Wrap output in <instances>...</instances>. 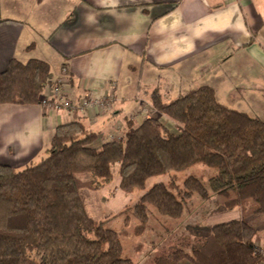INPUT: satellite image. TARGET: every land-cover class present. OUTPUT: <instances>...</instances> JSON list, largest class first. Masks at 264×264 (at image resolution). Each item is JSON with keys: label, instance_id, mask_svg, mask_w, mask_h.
I'll return each mask as SVG.
<instances>
[{"label": "trees", "instance_id": "obj_1", "mask_svg": "<svg viewBox=\"0 0 264 264\" xmlns=\"http://www.w3.org/2000/svg\"><path fill=\"white\" fill-rule=\"evenodd\" d=\"M51 80L47 63L13 59L0 74V105H39ZM149 97L178 134L150 117L94 148L97 135L72 122L56 128L38 164L21 171L0 165V264H133L123 257L120 233L106 227L122 212L95 221L80 197L82 189L109 184L115 165L122 192H143L131 207L141 224L152 212L183 217L195 196L201 202L215 197L228 211L264 216V122L219 103L206 86L170 101L157 89ZM197 164L215 169L208 184L188 177L175 190L163 183L144 190L149 179ZM86 174L92 180L78 178ZM260 231L241 216L216 223L206 236L188 238L154 264H264L255 242Z\"/></svg>", "mask_w": 264, "mask_h": 264}, {"label": "crops", "instance_id": "obj_2", "mask_svg": "<svg viewBox=\"0 0 264 264\" xmlns=\"http://www.w3.org/2000/svg\"><path fill=\"white\" fill-rule=\"evenodd\" d=\"M13 59L48 64L42 99L66 69L73 99L102 98L111 108L0 105V165L15 171L44 159L61 125L82 123L97 135L94 148L122 138L148 118L139 113L154 89L170 101L206 86L219 103L264 122V0H0V74ZM251 76L254 89L244 90Z\"/></svg>", "mask_w": 264, "mask_h": 264}, {"label": "rangeland", "instance_id": "obj_3", "mask_svg": "<svg viewBox=\"0 0 264 264\" xmlns=\"http://www.w3.org/2000/svg\"><path fill=\"white\" fill-rule=\"evenodd\" d=\"M254 85L255 78L251 76L248 87H244V90L249 88V90H252ZM147 103L139 114L148 118H160L150 99H147ZM146 108L147 111L143 112ZM170 130L174 134H178L175 126H171ZM117 170L118 165L112 167V182L108 185L105 184L103 190L96 189V191L88 190L87 193L82 192V198L90 216L95 221L101 222L107 220V217L111 219L122 212L121 216L108 222L106 227L120 233L123 257L130 259L133 264H154L155 259L180 248L181 243L188 240V238L192 239L193 236L204 237L208 234L212 225L237 219L240 216L248 220L254 227L262 230L258 235V247L264 257V216L251 215L248 210L244 214L239 209L228 211L223 206H219L220 200L215 197H212L207 202H201L195 196L189 201L183 217L171 219L152 212L153 214L149 216L147 222L141 224L133 216L131 207L138 202L143 192L135 191L132 194H126L117 188L114 189L118 179ZM215 174V169L197 164L182 172H172L149 179L146 181L144 190L146 191L159 183H163L171 190H175L176 188H181L184 180L188 177H195L204 184H208L209 179ZM78 177L82 181L92 180L89 174ZM96 182H100V180H96ZM100 184L102 185L103 183L100 182ZM85 193L96 199L86 201ZM107 194L110 195L107 197L109 201L106 203L104 200ZM91 205L93 207H90ZM198 237L196 239H199Z\"/></svg>", "mask_w": 264, "mask_h": 264}, {"label": "built area", "instance_id": "obj_4", "mask_svg": "<svg viewBox=\"0 0 264 264\" xmlns=\"http://www.w3.org/2000/svg\"><path fill=\"white\" fill-rule=\"evenodd\" d=\"M60 78L56 80V85L52 89L50 99H42L40 105L45 112L65 111L74 113L75 111L84 112L98 108L101 112L109 111L110 102L102 98H87L82 102H77L70 94V75L66 69H62ZM147 111V108L143 111Z\"/></svg>", "mask_w": 264, "mask_h": 264}]
</instances>
